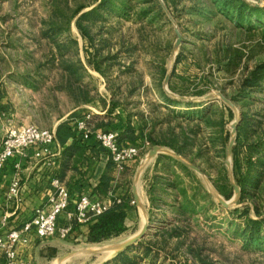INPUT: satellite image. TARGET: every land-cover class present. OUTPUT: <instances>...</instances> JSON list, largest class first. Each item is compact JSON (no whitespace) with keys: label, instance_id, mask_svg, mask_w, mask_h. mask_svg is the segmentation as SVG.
<instances>
[{"label":"rangeland","instance_id":"1","mask_svg":"<svg viewBox=\"0 0 264 264\" xmlns=\"http://www.w3.org/2000/svg\"><path fill=\"white\" fill-rule=\"evenodd\" d=\"M121 1L127 10L115 12L107 20H95L89 27L94 36V45L89 46L75 26L76 18H72L68 29L65 28L66 22L76 8L83 6L82 14L96 7L101 0H0L2 113H10L9 103L16 106V110L22 108L15 117L21 125L11 127L27 124L41 130H51L75 106L95 101L106 103L109 96L116 97L122 103L126 100V108L131 116L142 114L144 117H161L165 113L163 109L153 113L156 106L165 103L158 92L161 88L168 97L167 92L177 98L196 99L195 102H185L170 97L178 103H188L197 109L209 106L213 122L222 117L224 128L229 133L227 147L231 139V125L235 122L238 125L243 115L256 123L257 135L261 134L264 129V83L260 91L250 96H242L237 91L241 78L264 60V20L258 22L244 18L239 25L231 21L235 15L231 7L226 10L222 6V0H155L160 7L161 3L164 4L174 20L172 25L162 7L165 18L162 16L151 22L150 16L140 19L142 11L156 10L154 0H117L116 11L120 9ZM243 1L264 9V0ZM84 22L88 25L87 20ZM175 28L181 35V42L172 58L171 51L176 41ZM95 51H98L97 59H107L100 65L104 75L94 70L89 63V55ZM232 52H240L242 55L234 73L223 66ZM224 53L228 54L225 56L227 58H223ZM162 63H165V78L169 75V81L165 86L164 78L161 86L157 87L153 79L158 75ZM169 84L175 92L169 89ZM195 88L204 90L206 94L195 96ZM130 90L132 94L128 96ZM217 93L229 100L234 109L217 97L209 104L202 100L207 95ZM185 105L178 106L176 112L185 113L188 110ZM35 108L40 112L37 116ZM228 110L232 112L231 118ZM177 120L172 124L178 126L177 130H180L179 127L188 130L197 123L187 125L180 118ZM201 129L203 131L199 133L198 139L201 144L208 143V146V136L215 138L217 131H220L217 127L208 130L202 124ZM137 147L139 154H145L146 147L141 144ZM199 149H204V146L189 150L186 157L180 156L201 171L202 176L189 169L201 179L203 189L208 191L219 208H214L216 204H212L208 213L194 216L190 222L193 230L180 250L161 257L150 254V259L141 260V264H264L262 234H259L261 239L258 248L246 246V236H243L246 218H256L251 210L253 201L262 212L264 197L258 200L253 198L242 205L238 202L231 204L233 196L225 200L217 191L215 183H218V177L224 175L225 167L230 185L226 166L227 150L223 159L217 147L196 155ZM229 160L232 173V154ZM213 192L230 203L229 207L223 208L211 196ZM138 197L144 207L146 202L143 198L142 203L141 193ZM132 201L129 199L130 207L135 205L131 204ZM203 207H206L205 204ZM236 209L238 213H230ZM243 209H247L248 216H241ZM142 220L144 217L140 214L133 228L130 226L125 233L110 241L71 247L65 245L54 259L44 264H105L117 254L97 251L132 237ZM189 245H192L194 251L201 249L199 257L203 260H195L188 254ZM87 250L96 252L84 253ZM73 251H78V254L58 262L59 257ZM125 253L130 259L139 257L134 247L128 248Z\"/></svg>","mask_w":264,"mask_h":264},{"label":"trees","instance_id":"2","mask_svg":"<svg viewBox=\"0 0 264 264\" xmlns=\"http://www.w3.org/2000/svg\"><path fill=\"white\" fill-rule=\"evenodd\" d=\"M116 1L117 0H101L96 7L82 14L80 13L84 7L80 6L76 8L69 17L68 22H66L65 28L68 29L72 18H76L75 26L81 37L87 41L89 46H93L94 36L91 34L89 27L95 23V20H107V17H111L115 12H122L124 9L127 10L126 7H124V2L121 1L119 4L120 9L116 11ZM222 1V6H225L226 10L231 7V12L235 15L231 21L239 25L243 22L244 18H248V20L254 19L258 22L264 20L263 8L251 6L243 0ZM153 4L156 6V10L148 9L142 11L141 15H139L140 19L150 16L151 22L162 16L165 18L158 2L154 0ZM101 14H103V16ZM226 15L230 18V15ZM120 16L121 15H119V17ZM103 17L105 19H103ZM86 20L88 25L84 24ZM227 55V53H224L223 58H227L225 57ZM97 57L98 51L90 53L88 58L89 63L94 70L104 75L105 72L101 69L100 65L102 62H106L107 59L102 58L99 60ZM241 59L242 55L240 52H232L231 56L223 63V66H225L230 73H234ZM217 62L221 63V60ZM164 64L162 63L157 71L158 75L153 79L157 87L161 86L167 72ZM66 70L70 71L69 68H66ZM71 74H74V71H71ZM263 83L264 60L254 65V67L241 78L237 93L242 96H250L251 93L260 91L263 87ZM169 89L175 92L170 84ZM194 90L195 96H203L206 94V92L200 88H195ZM131 92V90L128 92V96L132 94ZM158 92L165 103L156 106L153 113L158 109H163L165 112L164 115L161 117H153L152 115L144 117L142 114H138L137 117L141 121V127L138 128L139 133L135 135L134 127L127 125L125 132L121 138L119 137V141L125 145L137 146L136 142L140 140L142 141V146L167 148L183 157L187 156L189 150L199 148L200 146H204V149H199L196 155H202L205 151H210L212 148L217 147L219 152H221V156L225 159L229 133L226 132L224 128L225 121L223 118L221 117L217 122H213L210 119L211 108L209 106L204 109H197L188 103H178L176 100L171 99L161 88H159ZM110 99V103H122L119 102L116 97L111 96ZM86 101L88 102V100ZM127 104L125 100V109ZM181 104H186L185 106H187L188 110L185 113L176 112L177 107ZM228 112V116L231 118L232 112L229 110ZM178 118L181 119L182 123L185 122L187 125L193 124V122L197 123L188 130L181 127H179L180 130H177L178 126H172V124L173 122H177ZM201 124L206 126L208 130L212 127L220 128L215 138L210 135L208 136L209 139L207 141L209 142V146L208 143L201 144L198 139L199 133L203 131V129H201ZM257 130L256 123L246 115H243L236 128L235 142L232 148V174L233 181L240 190L239 205L253 198L258 200L261 199V196L264 197V129L261 131L260 135H257ZM243 156L244 159L242 158ZM156 165L157 171H161L164 174L161 176H154V181L150 184L149 189L150 202L151 205L158 202L157 205L160 204L167 207L168 214L173 217L172 222L160 227L151 237L142 239L137 242L136 245L132 246L139 254L137 259L127 258L125 250L118 253L114 259L107 261L105 264H141V260L150 259V254L161 257L180 250V247L187 241L193 230V226L190 222L193 220L194 216L198 213L202 215L208 213L212 204H216L210 198L208 191L203 189L204 187L201 183V179L187 167L177 163L172 157L164 156L158 160ZM173 167L178 170V173L173 170ZM106 180L108 179L102 180V190H105L107 187L106 182H104ZM217 182L215 186L221 197L225 200L231 199L233 196V188L229 185L225 167L224 175L218 177ZM167 190H170V193H166ZM155 191L156 195L164 194L165 198L170 197L173 204L166 205L164 201L157 200L155 196L152 195ZM118 201L119 202L113 199L105 212L86 224L88 227L86 244H100L110 241L127 231L125 219L127 211L130 208V202L127 199H119ZM204 204L206 207H203ZM214 208H219V206L216 204ZM251 208L256 218L251 219L247 217L245 220L243 236H246V241L244 244L246 246L258 248L260 246L258 243L261 239L259 234L261 233V236L264 238V203L262 204V212L254 201L253 207ZM230 213H238V210L230 211ZM240 214L241 216H248L247 209H245V211L243 209ZM79 226V224L72 223L70 234L66 239H70L71 235L79 230ZM200 251L201 249L194 251L192 245L187 246L188 254L195 260H203L199 257Z\"/></svg>","mask_w":264,"mask_h":264},{"label":"crops","instance_id":"3","mask_svg":"<svg viewBox=\"0 0 264 264\" xmlns=\"http://www.w3.org/2000/svg\"><path fill=\"white\" fill-rule=\"evenodd\" d=\"M24 86L28 87L26 82ZM1 88L0 85V140L9 127L21 125L15 117L17 112L22 110L21 107L16 110V106L9 103L10 113H2ZM108 98L106 103L95 101L75 106L67 116L59 119L50 130L54 132L55 139L48 147V154L36 159L34 157L36 149L30 148L26 151L25 157L16 156L7 161L0 170V236L21 229L37 208L46 206L51 191V181L54 178L67 187L70 195L68 210L58 218L59 227L67 224V214L74 212V204L81 195L93 194L105 202H111L113 199L133 200V187H136L138 195L141 193L142 203L146 202L143 203V209L147 213L150 228L148 236L144 239L151 237L160 227L172 222L173 217L168 214L167 207L157 205L158 202L151 205L149 198L150 184L154 181V176L164 174L157 171L156 164L159 159L168 155H158L143 165L144 157L152 148L143 146L146 147L145 154L140 153L135 160L128 162L124 169L119 171L110 155L94 139L97 133H115L119 140L127 125L134 127L135 135L139 133L141 121H137V116L129 114L127 108L125 109V103H110V96ZM34 113L37 116L40 112L35 108ZM79 123H84V130L78 129ZM85 134H88V138H84ZM141 143L140 140L136 142L137 145ZM173 170L178 173L175 167ZM15 178L19 181L18 194L10 199L8 190ZM103 179H108L104 181L107 186L105 190H102ZM155 193L156 191L152 195L157 200L164 201L166 205L173 204L170 197L165 198L164 194ZM166 193H170V190ZM140 214L143 215V212L136 204L130 207L125 219L126 228L130 226L133 228ZM143 224L142 220L133 235L140 231ZM79 225V230L75 231L70 239L65 240L58 237L38 238L33 232L24 235L17 246L19 257L31 264H44L54 259L65 245L71 247L85 244L88 227L86 224ZM0 264H5L1 252Z\"/></svg>","mask_w":264,"mask_h":264},{"label":"built area","instance_id":"4","mask_svg":"<svg viewBox=\"0 0 264 264\" xmlns=\"http://www.w3.org/2000/svg\"><path fill=\"white\" fill-rule=\"evenodd\" d=\"M84 126V123H79L78 129L84 130ZM84 138H88V134H85ZM54 139L55 134L50 130H41L31 125L9 127L0 140V170L10 159L16 156L25 157L30 148L36 149V159L48 154V147ZM94 139L110 155L119 171L139 156L137 146L122 144L115 133H97ZM16 168L18 169V166ZM18 189L19 181L15 178L8 190V198H15ZM133 203L132 201L131 204ZM69 205L70 195L67 187L57 178L52 179L46 206L37 208L21 229L0 236V252L5 258V264H31L22 260L17 252V246L24 235L33 232L38 238L58 237L65 240L70 234L72 223H89L105 212L110 202H105L93 194L81 195L74 204V212L67 214V224L59 227L58 218L68 210Z\"/></svg>","mask_w":264,"mask_h":264},{"label":"water","instance_id":"5","mask_svg":"<svg viewBox=\"0 0 264 264\" xmlns=\"http://www.w3.org/2000/svg\"><path fill=\"white\" fill-rule=\"evenodd\" d=\"M161 7L163 9V11L165 12V14L167 15L169 21L172 23V25H174V20L170 17L167 9L165 8L164 4L161 3ZM174 33L176 35V41L174 43V46L172 48V51H171V57L174 58L175 57V54L177 52V49L180 45V42H181V35L180 33L178 32V30L175 28L174 29ZM169 81V75L166 76L165 80H164V85L167 86V83ZM167 94L171 97V98H177L175 97L174 95L170 94L167 92ZM219 98L224 104H226L227 106H229L231 109H234V106L233 104L227 100L221 93H217L216 95H207L205 97L202 98V100L206 101L207 103L214 100L215 98ZM178 100H181V101H185V102H195L196 99H192V98H184V97H179L177 98ZM209 104V103H208ZM236 125H237V122L233 123L231 125V139L229 141V144H228V147H227V161H226V166L228 167V175H229V179H230V185L232 186L233 188V198L232 200L230 201L231 204H235L238 202L239 200V197H240V190L239 188L234 184L233 182V176H232V173H231V170H230V156L232 154V148L234 146V141H235V133H236ZM168 155L170 157H172L173 159H175L178 163L184 165L185 167H187L188 169L196 172L198 175L202 176V173L201 171L196 168L193 164H190L188 162H186L180 155L178 154H175L169 150H165L161 147H157V146H154L150 149V151H148V153L146 154V156L144 157L143 161H144V164H147L151 159H153L154 157L158 156V155ZM132 191H133V201L134 203L142 210L143 212V217H144V224L142 226V228L140 229V231L133 235L132 237L126 239L124 242L120 243V244H117V245H112L110 247H107L105 249H102V250H98L97 252H108V253H121L125 250H127L128 248L132 247L133 245H136L137 242L141 241L142 239H144L145 237L148 236V232H149V228H150V225H149V219L147 217V213L146 211L143 209L142 205L140 204V200H139V197H138V194H137V191H136V187H133L132 188ZM211 196L214 197L218 203L223 207V208H228L229 207V204L226 203L222 198H220L217 193L213 192L211 193ZM96 252L95 250H87L86 252L84 253H94ZM78 254V251H73V252H70L64 256H61L59 259H58V262H63L65 261L66 259L74 256Z\"/></svg>","mask_w":264,"mask_h":264},{"label":"bare ground","instance_id":"6","mask_svg":"<svg viewBox=\"0 0 264 264\" xmlns=\"http://www.w3.org/2000/svg\"><path fill=\"white\" fill-rule=\"evenodd\" d=\"M107 248V247H106ZM105 249V248H104ZM108 253V252H107Z\"/></svg>","mask_w":264,"mask_h":264}]
</instances>
